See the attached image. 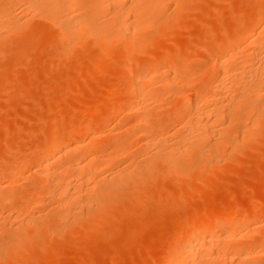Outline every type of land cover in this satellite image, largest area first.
I'll return each mask as SVG.
<instances>
[{
  "label": "bare ground",
  "instance_id": "bare-ground-1",
  "mask_svg": "<svg viewBox=\"0 0 264 264\" xmlns=\"http://www.w3.org/2000/svg\"><path fill=\"white\" fill-rule=\"evenodd\" d=\"M185 1L186 0H0V52H2V50L7 52L6 50L9 51L11 49L8 48V43L12 45L15 41H20L19 43L21 44H31V42L34 41V37L37 41L40 35H50V38H52L51 41H53L52 45L54 46L51 48L53 50L54 55L52 56H54V59L51 60H55L54 63H62L63 61V63H66L65 61L69 59H77L78 61H83V64H86V66H84L86 69L83 70V68L80 70V72H82L81 75L76 74L73 79V76L70 77L71 81L68 79L70 81V87H67L69 85L64 82V84L67 85V89H70L71 86L73 90L75 87L77 88V80H80L79 84H81L82 81L85 83L93 76L97 75L96 77H98L100 74V77L101 73L105 72L107 69L106 66L109 67L107 63L109 60L107 61L105 59H108L107 57L109 56H113L115 59V56H117L116 64H111L115 67L109 68L114 72L109 74L115 73L117 76L124 74V77L128 74L129 79L122 84L124 85L121 87L122 89L117 90L120 92L111 98L105 94L107 91L103 93L97 90L96 84L100 83L99 81L102 78H100L98 82L94 81L96 84L93 85L96 87L95 90H97L98 94L96 97L94 95L95 98L92 97L94 99L90 100L92 103L84 104L85 112L81 110L82 117L86 112L89 114L101 111H103V114H105L104 116L108 118L109 115L111 116L112 114L115 115L119 113L132 116L129 118L132 122L128 119L130 122L126 120L124 123L129 124L126 126L121 124L123 126L122 131L124 134L129 135L130 133V136L133 132H135L137 136L139 135L144 142V145L142 144L144 147H142L143 149L141 151L143 155H145V158L143 160L141 159L142 161L129 160L127 164L125 163L126 165L122 167L116 166L117 168L114 169V165H111L115 162L114 160L117 157H124L123 155L128 156L127 154H132V152L128 150L132 145L128 148L125 143L129 138L131 139V137L128 136V139L122 137L117 140V135L115 141H112V139V142H109L108 145L109 150L111 149L110 153L112 154L107 153L108 155H106L105 152H103L106 145L101 143V140L104 139L107 134L105 133V129H103L105 127L99 126L105 120L101 121L100 119L101 123L97 122V125H92V128L89 129V139L84 142L85 140L82 139V136L81 138L80 136L78 137L80 139H76V135L86 131V127L83 124L85 121L80 120V118L83 119L81 115L79 120L76 118L80 110L68 109L70 107L69 105V107L63 108V110L67 109L64 111L65 114H62V117L66 116L61 119L60 115L61 120H56L55 123H52L55 126H50L51 130L48 131L50 133L45 137L42 143H40L41 145L37 149L32 150V153L29 154L33 156L35 155L33 152L35 153L36 151V157L34 156V158L37 165L32 173L39 178H45L47 180L46 182H48L46 183L48 185H45L46 188H48V190L46 189L48 192L42 190L46 192L47 195L44 192L41 193L42 191L37 190L38 187H36V192L35 190L31 191L30 194H32V196L29 198L38 200L37 203H40L39 201H42L41 203L46 201L47 205L51 203L52 206H46L48 208L45 210L42 208L44 212L42 211L43 214L41 215L38 214L40 215L39 217L37 213H33L32 215L35 214L37 217L34 215L35 217L32 216L27 219H20L25 215L22 216L17 213L21 212L23 207L25 208L29 204V198L27 195H25L27 197L25 198L23 193H15L17 191L15 187L17 188L18 185L16 181L10 182L13 180H9L11 177H15H13L12 174L16 172L17 174L19 173L14 167L17 165L13 166L11 164L9 167L0 169V264H7L10 259L15 260L18 249H20L22 245L26 246L27 242L34 244V247H32L33 244L31 247L35 249L32 250L33 255H35L36 252L34 253V251L38 250L36 247L48 246V249H50L51 246L45 244L47 239L48 243L49 240L51 242H56L54 238L59 237V239H57L60 240L62 236H66L68 233H80L79 238L84 235L88 236L89 233H93V231L99 230L100 227L109 223V220L112 221L115 217L121 218L117 215L118 213H126V211L129 212L132 209H141V205L145 204L142 199L147 197V195L141 196L143 189L147 188H144L146 184L148 186L150 182L152 183V179L154 178L155 180L156 176L157 178H167L169 175H174L175 180H177L175 181L171 178L173 179L172 185L168 187L165 186L164 188H162V185H158L155 189L149 185L151 193L146 192V190L142 194L144 195L146 192L149 196L153 195L152 199L154 200L155 198L157 203L155 207H160L155 208L153 206L154 209L152 208V210L158 213L159 209V212H161L162 206H164V204L168 205L169 199L171 201V198H175L173 199L174 201L177 197L181 199L180 197L185 196V194L190 195L189 193H194L193 191L197 190L203 183L205 184L208 177H210V175L213 176V171L220 168L218 161L222 154L225 153L226 147H230L229 149L231 150L239 151L240 149L238 148H240L241 143L247 141L250 136L253 137L252 134H254L257 127L264 123V121L261 123V121L264 120V0H256L253 13H248V15L252 14L250 15L253 18V21L250 19V22H253L252 24L250 23L251 25L242 29H228L229 31H225L221 36L219 35L220 38L217 39L216 42L213 41L215 44L212 47L218 51V54L216 53V57L213 59L214 64L211 66V69H209L210 71H208V73L204 72L207 73L204 74V76L207 75L210 78V82H205L206 85L202 84L204 86L197 87L198 85L193 84L194 78L191 84L193 89L189 87L191 90H187V92L181 88L186 85L190 86L188 80L189 76H187L188 70L185 69L188 64L184 66L182 63H179L178 60H180V58L175 60V55L171 58V56L167 54H172L175 49L168 52L167 50L170 48H166L167 50L164 49V52L155 55L152 59L141 57L147 52L148 47L152 48L150 45L158 38L156 36L160 34L163 27L165 28L164 24L168 22L167 17L174 16L176 12L181 11ZM236 1L240 2L239 0ZM252 4L253 2L251 5ZM239 5H241V3ZM239 5L238 7H240ZM251 5L250 7L252 8ZM171 7L172 12H169ZM246 7L249 6L247 5ZM179 16L181 15L179 14ZM215 30L216 29L213 31ZM199 32L200 31H198V33ZM36 36H39V38L37 39ZM32 39L33 41H31ZM14 45L15 44H13V46ZM183 48L185 50L186 47ZM18 49H20V47H18ZM26 50L25 53L29 51L27 48ZM189 51L188 54L191 52ZM85 52H89V54L85 55ZM2 54H4V52L0 55L3 56ZM29 54L31 55L30 52ZM20 58L17 62H21ZM10 63L13 64V62ZM10 63H8V65H10ZM46 68L45 66V70ZM109 69L106 71L109 72ZM65 73L67 74V71ZM191 73L193 72H190V74ZM2 74H4V71ZM18 77L20 78V76ZM122 80L125 79L122 78ZM101 81L104 83L103 80ZM111 82L113 81L111 80ZM26 83L24 85H27ZM102 83L100 84L102 85ZM109 84L106 83L102 86ZM115 85L117 84H114V82L113 84L111 83L109 89L114 88ZM45 88L47 89V87ZM62 88L64 87L62 86ZM43 89L39 90L44 92ZM72 89L70 90L71 92ZM80 89H82V87ZM60 90L61 89H59V91ZM88 90L85 92L88 93ZM35 92L37 94L38 91ZM66 92L69 93V91L61 93L66 95L65 98L67 95V98H69L70 95ZM27 94V92L24 93V95ZM24 95L23 97H29L30 94L27 96ZM88 96L91 95L89 94ZM166 96L174 101L172 103L178 108V113L175 117L170 116L172 119L169 118V120H167V117L165 123L161 122L163 117L161 120L158 118V123V120H156L157 122L155 121V112L157 109L166 106L163 105L165 101L163 99H166ZM71 97L73 98V96ZM162 100L163 102L159 105L158 102ZM42 101L43 100L40 102ZM165 102H167L166 104L168 106L171 105V103L168 104V101ZM14 103L13 101L12 104ZM19 104L21 105V103ZM42 104H44V102ZM64 104L66 105V103ZM80 105L81 104H79V106ZM167 109L169 110V107H167ZM75 111L77 115L73 118ZM97 114L99 115V113ZM159 114H157V116ZM4 118H6V116H4ZM2 119L0 118L1 121H4ZM9 119H11V117H9ZM37 121L38 120H36V122ZM40 121L41 120H39V122ZM11 126L9 128H11ZM63 126L65 127L61 128ZM173 127H175V131H173V129H170L173 132L167 130ZM4 132L5 131H3V133ZM86 132H84V134ZM166 132L171 134H166ZM164 134H166L165 137L169 135L170 137L168 136L167 138H173V140H167V138H164ZM5 138L4 141L8 139ZM107 142L108 141H106V143ZM100 144L103 145V147ZM2 146L4 150V145ZM105 150L106 149H104V151ZM142 153L139 155H142ZM134 155L135 154H133V156ZM139 155L137 154L134 157ZM104 156H107V158H105L106 160ZM226 156L229 155L226 154ZM15 160H18L15 162L17 163L22 159H19L17 156ZM125 162H127V160ZM26 163L28 164L30 162ZM223 172L221 174H224ZM16 178L18 179V176ZM171 179L169 178L168 182L171 181ZM18 184H20V182ZM13 188L16 191L12 190ZM189 189H191L192 192ZM10 190H12V192H10ZM22 190L20 191L22 192ZM207 190L209 191L210 189ZM27 194H29V192ZM44 194L47 197H45ZM172 202L170 203L172 204ZM230 202H224V205L226 203L225 206H219V209L215 211L212 210L213 212L206 215L203 214L204 217L201 219L198 218L199 220H193L196 218L193 216L189 217L192 218L190 220L189 218L188 220L185 219L187 223H183L181 227L179 226L176 231L166 238L163 248H160L161 250L151 258L153 262H151L152 260H148L141 264H250L251 262L248 263L249 259V261H251V258L259 256L264 252V238L260 242L257 240L259 242H257L258 244L250 242V238L253 234H255L258 229L264 227L262 225L261 228L260 225L250 226L252 224H250L249 221L257 214L258 211L256 212L255 209L258 207H254L253 205V208H249L251 212L248 210L250 213L247 215V218L243 217L246 215L244 208H240L242 209V213H245L241 216L243 219H238V221L233 223L235 212L232 206L233 201ZM260 203L261 202H259V204ZM166 208L167 206L165 205L164 209ZM181 208L180 210H182ZM32 209L31 211L34 212ZM42 209L40 207V213ZM26 211H28V209H26ZM117 221L115 218V220L112 221V225L117 223ZM139 226H141V223ZM79 230L81 231L79 232ZM71 237L74 238L75 235ZM246 240H249V242L244 243L247 242ZM235 241L238 242V245L234 244V246H229L231 242L234 243ZM45 247L43 249H45ZM25 249L29 251L27 248ZM37 253L39 252L37 251ZM16 261H18V259ZM47 261L49 262V260ZM263 263L264 261L262 264Z\"/></svg>",
  "mask_w": 264,
  "mask_h": 264
},
{
  "label": "rangeland",
  "instance_id": "rangeland-1",
  "mask_svg": "<svg viewBox=\"0 0 264 264\" xmlns=\"http://www.w3.org/2000/svg\"><path fill=\"white\" fill-rule=\"evenodd\" d=\"M239 1L240 2H238L236 0H186L184 3V7L181 11L176 12L174 16L167 17L168 22L164 24L165 28L163 27L160 34H158L156 36L158 38H156L154 43L152 45H150L152 48L148 47L147 52L145 54H143L141 57L145 58V59H150V58L152 59L155 55H157L161 52H164V49H166V48L171 49V50L166 49L168 52L173 51L175 49L172 52V54L171 53H167V54H169V56H171V58H173L172 56L175 55L174 56V58H176L175 60H178L180 58V60H178V61H179V63H182L184 66H187V64H188L187 68L185 67V69L188 70L187 76H189L188 80L190 82V86L186 85V86H183L181 88L183 90H186V91L191 90L190 88H192L191 84H192V81L194 80V78H195V80L193 81L194 82L193 84L198 85L197 87H199V86L201 87V86L206 85L205 82L206 83L210 82L209 81L210 78L207 75L204 76V74H207L208 71H210L209 69H211V66L214 64L213 59H215L216 53L218 54V51L212 47L215 44V43H213V41L216 42V40L219 39L221 34H223L225 31H229L231 29L246 28V26H249L253 23V22L252 23L250 22V19H252L251 21H253L252 16H250L252 14L248 15V13H253V9L255 7V1L256 0H242V1L239 0ZM242 2L244 3V6H243ZM252 2L254 5L253 4L251 5ZM238 3L239 4L241 3V5H239ZM246 4L249 7H246L247 6ZM238 5L240 7H238ZM250 5L252 6V8L250 7ZM238 9H240V10H238ZM169 12H172V7L169 10ZM179 14L181 16H179ZM170 22L172 23V25ZM198 25H199V27H198ZM214 29H216V30L213 31ZM184 30H186V31H184ZM198 31H200V32L198 33ZM179 35H181V36H179ZM36 37H37V39L39 38V36H36ZM50 37H51L50 35H47V36L40 35V38L37 41L34 37L33 38L34 41L32 39L31 41H33V42H31V44L30 43H27V44L22 43L21 44V43H19L20 41H18V42L15 41L17 43L14 42L13 44H15V45L13 46V44L11 45L10 43H8V45H9V46L7 45L8 48L12 49L13 47H16L17 49L13 48L12 49L13 52L11 51V49L9 50L10 52L8 50H6L7 52H5V50L4 51L2 50V52H0V54L4 52V54H2V55L5 56V57H3L0 55V57H1L0 62L2 61L0 63V69H1L0 70V89H1L0 90V94H1L0 95V100H1L0 101V110H1L0 111V118L1 119L3 118L2 120H4V121L0 120V124H3L0 126L4 127V128L0 127V169L9 167V165H11V164L13 166L17 165L14 167H15L16 171L19 172L18 174H17V172L15 173L18 176V179L16 178L17 176L15 174H12L13 177L14 176L15 177L14 178L11 177L9 180H11V179L13 180L10 182L16 181L18 187L17 188L15 187V189L17 191L14 188L12 190H15L16 192L15 191L14 192L17 194L23 193L24 194L23 196L25 198H27V197L29 198L30 196H32V194H30V193H31V191L35 190L36 187H38L37 190H41V191L42 190L45 191L46 189L48 190V188H46V186H45V185H48V184H46V183H48V182H46L47 180L45 178H39V177L35 176L34 173H32L36 169V165H37L36 160L34 158V156L36 155V151H35V153L33 152V154H35L33 156H30L29 154L32 153V150L37 149L41 145L40 143H42V141L45 139V137L50 133V132H48L51 130L50 126L51 125L55 126L52 123H55L56 120H61L62 118H64L66 116L65 115L62 117V114L64 115L65 114L64 111L67 109L66 108L63 110V108L70 106L68 109L71 108L72 110H74V109L77 111L80 110L79 115H77V113L75 111V114L73 116V118H74L77 115L76 118L79 120L80 115L82 117L81 110L84 111V108H85L84 104L86 105V104L92 103V101H90V100H94L92 98V97H94V95H95V97L97 96V94H98L97 90H99L103 93H105V91H107L105 94L111 98L120 92L117 90L122 89L121 87L124 86L122 84H124L125 81H127V79H129L128 74L126 77H124V74H121L119 76H117V74L115 75V73L109 74L111 72H114V71H111V69H109L110 67H115V66H112V65L116 64L117 56L114 55L115 59L113 56H109V57H107L108 59H105L107 61L109 60V62L106 61L109 64L108 65L109 67L106 66V68H107L106 70L109 69V72L105 70V72L101 73L100 77H99L100 74L98 75L99 78L96 77L97 75L93 76V77L89 78V80L87 82L84 81L85 83H83V81L81 80L82 83L79 84L80 80H77L78 84L76 83V85L79 86V87L77 86L78 89L75 87L73 90L72 86L70 89L69 88L67 89V87H70V85H69V82L71 81L70 77L73 76L72 77V79H73V78H75L76 74L81 75L82 72H80V70H82L84 68V66H86V64H83L82 63L83 61H78L77 59H69V60L65 61L66 63H63L64 61L63 62L61 61L63 64L60 62L54 63L55 60H53V61L51 60V59H54V56H52V55H54L53 50L51 49L54 46L52 45L53 41H51L52 38H50ZM245 43H247V42H245ZM18 44H20V45H18ZM180 44L182 47L180 46ZM242 45H245V44H242ZM10 46H12V47H10ZM18 47H20V49H18ZM183 47H186L185 50ZM5 48H7V47H5ZM26 48L29 50L27 53H25L27 51ZM21 49H23V50H21ZM46 49L49 50L50 52L47 51ZM179 50H180V52H179ZM188 51L190 52L189 54H188ZM20 52H21V54H23V53L24 54L21 55ZM29 52L31 53V55L29 54ZM178 53H180V54H178ZM26 54H29V55H26ZM88 54H89V52H85V55H88ZM19 55H21V56H19ZM22 56H23V58H22ZM36 57H37V59H36ZM47 57H49V58H47ZM19 58H20L21 62H19V61L17 62V60ZM21 59H23V60H21ZM33 59L36 61H34ZM45 59H47V60H45ZM10 62H13V64ZM35 62H36V64H35ZM49 62H50V64H49ZM71 62H73V63H71ZM8 63H10V65H8ZM17 63H19V64H17ZM45 66L47 67L46 70H45ZM73 66H75V67H73ZM57 68H59V69H57ZM78 68H79V70H78ZM85 69H86V67L83 70H85ZM65 70L67 71V74L65 73L66 72ZM3 71H4V74H2ZM115 72H117V71H115ZM190 72H193V73H191L192 75L190 74ZM204 72H207V73H204ZM40 73H42V74H40ZM108 75H109V77H108ZM18 76H20V78ZM114 76H117V77H114ZM191 76H193V77H191ZM100 78H102L101 80H103L104 83H102L101 80L99 81ZM110 78H112V79H110ZM122 78H124L125 80H122ZM64 79L65 80L69 79L70 81L69 80L65 81ZM111 80L114 82V84L116 83L117 85H115L114 88H112V89L110 88L111 89L110 90L109 85L111 83L113 84V82H111ZM44 81H46V82H44ZM94 81H96V82L99 81L100 83H102V85L106 84V83L107 84L110 83V84L102 86L100 83H97L98 84L97 85L96 82L94 83ZM26 82H28V83H26ZM47 82H48V85H47ZM64 82L69 86L64 84ZM25 83L27 85H24ZM93 84L94 85L96 84L97 90H95L96 87ZM202 84H204V85H202ZM86 85H87V87H86ZM99 85H101V86H99ZM62 86L64 88H62ZM45 87H47V89ZM81 87H82V89H80ZM90 87H91V89H90ZM9 88H11V89H9ZM194 88H196V87H194ZM15 89H17V90H15ZM39 89L40 90L43 89L44 92L40 91ZM59 89H61V90L59 91ZM71 89H72V92L70 91ZM83 89H85V90H83ZM86 90H88L87 91L88 93L85 92ZM35 91H38L37 94H39V95H37ZM64 91H69V93L66 92L67 94L70 95L69 98H67L68 95L65 98L66 95L64 93H61ZM25 92L28 93L27 95L30 94L29 97H23ZM56 92H58V93H56ZM41 93H43V94H41ZM45 94H47V95H45ZM73 94H77V95H73ZM89 94L91 96H88ZM27 95H24V96H27ZM40 95H42V96H40ZM71 96H73V98ZM22 97H23V99H22ZM55 98L56 99L58 98V99L56 100ZM165 98L166 99H163V100L168 101L169 102L168 104L171 103V105L168 106L166 104L167 102H165V101L163 102V100L158 102L159 105L162 102H163V105H166V106H164V108L162 106H160L162 108L157 109V111L155 112V121L158 120V123H159L158 118H160V120H161V118L163 117L161 122L165 123L167 117H168L167 120H169V118L172 119L171 117H175L178 113V108L173 105L174 103H172L174 101L167 96ZM40 99L43 101L40 102L41 101ZM63 99H64V102H63ZM168 99H170V100H168ZM13 101L15 102L14 104H16V105L12 104ZM43 102H44V104H42ZM19 103H21V105ZM64 103H66L67 106ZM79 104H81V105L79 106ZM6 105H8V106H6ZM42 105H44V106H42ZM170 106H171V108H170ZM167 107H169V110L167 109ZM48 108H50V109H48ZM52 109H55L56 111L52 110ZM161 110H162V112H161ZM11 113H12V115H11ZM73 113H74V111H73ZM95 113L96 112L89 113V114H92V115H89L86 112V114H84V116L82 117L83 119L80 118V120L85 121V123H87V124H85V123H83V124L86 127L85 130L87 132L88 131L89 132L87 133L86 131H84V132H86L85 134L83 132V133L76 135V139L79 136H80V138L82 136V139L85 140L84 142L88 141V139H89L88 137L90 136V130L89 129L92 128V125H95V124L97 125V122L101 123L102 120L103 121L105 120L99 126L100 127L104 126L105 128H103V129H105V133L107 134V136L101 140V143L106 145V147L104 146L105 147L104 149H106V150L108 149L107 151L106 150L104 151V149H103V152H105L106 155L112 154V153H110L111 149L109 150L108 145H109V142L115 141L117 135H118L117 140L121 139L122 137L127 138V139L129 137H131V139L130 138L128 140L126 139L127 142H125V143H126L128 148L132 145L128 149L129 151L132 152V154H130V155L127 154L128 156L123 155L125 158L122 156L117 157L114 160L115 162L111 165V166L114 165L113 166L114 169L117 167H122L123 165H126L129 160H132V161L137 160L139 162L145 158V155H143V153L141 151L143 149L142 147H144V146H142V144L144 145V142L141 140L139 135L137 136V134L135 132H133V133H131L132 135L130 136V133L128 135V134H124L122 131V127H123L122 125L126 126L127 124H129V123L126 124L124 122H126V120L127 121L131 120L129 118H131L132 116H127L124 113H122V114L119 113V114H115V115L112 114L113 116L109 115V118H108V117L104 116L105 114H103V111L97 112V113H99V115L97 113L96 114ZM159 113H162V114H159ZM87 114L89 117L87 116ZM100 114H103V115H100ZM157 114H159V115L157 116ZM60 115H61V119H60ZM4 116H6V118H4ZM34 116H35V118H34ZM9 117H11V119H9ZM19 117L22 119H20ZM100 119H101V121H100ZM36 120H38V121L36 122ZM39 120H41V121L39 122ZM31 121H33V122H31ZM263 121L264 120H262L261 123ZM131 122H132V120H131ZM5 123H7V124H5ZM49 123H50V125H49ZM13 125H15V126H13ZM10 126H11V128H9ZM259 126L256 129L258 131L255 130L254 134H252L253 137L250 136V138L247 141H245L244 143H241L240 148H238V149H240L239 150L240 152L238 150H236V151L231 150V149H229L230 147H226V149L224 151L225 153L222 154V156L219 158L220 160L218 161V165L220 168L219 169L217 168L218 170L215 169L212 173V175L214 177L210 175V177H208V179L206 180L205 184L203 183L200 187L198 186L199 188L197 190L193 191L194 193L191 194L188 192L190 195L185 194V196L180 197L181 199H178L179 197H177L175 201L173 200L175 198H171L172 201L175 203H173L169 199V203L172 202V204L170 203V205H169L168 202H167L168 205L164 204V206H162L163 208H161V212H159V209H158V213L155 210L154 211L152 210V208L154 209L155 205L157 206V203H156L155 198H154V200L152 199L153 195L149 196L148 193H151L149 188L151 186L152 188L155 189L158 185H162V188H164L165 186L168 187L169 185H172L173 179L175 180L174 175H169V176H167V178L166 177L165 178L164 177L163 178L162 177L157 178V176H156L155 180H154V178L152 179V183L148 182L150 186L148 185L149 186L148 187L146 184V186L144 188H146V187L147 188L143 189V192L147 190L146 192H148V193L145 192L144 195H142L143 192L141 193V196L147 195V197H145V198L141 197V198H143L142 199L143 203H145V204L142 203L143 205H141L142 210L137 209L138 210L137 211L136 209H132L129 212L126 211V213L125 212L118 213L117 215L120 216L121 218L115 217L116 221L117 220H119V221H117V223H114V225H112V221L115 220V218L112 221L109 220L108 221L109 223H106L105 225L100 227L99 230L97 229V230L93 231V233L92 232L89 233L88 236L84 235L83 237L79 238L80 233H74V234L68 233V234H66V236L65 235L62 236L61 237L62 239H60V240H58L59 237H57L58 239L54 238L56 240V242L54 240H52L54 242H51L49 240V243H48L47 242L48 239H47L45 244H47V245L49 244V246H51L50 249H48L49 248L48 246L47 247L42 246V247H38V248L36 247V249H38V250L34 251V253L35 252L37 253V251L39 253H37V254L35 253V255H33V253H32V250H35L32 248V247H34V244L27 242L26 246L22 245L20 247V249H18V254L15 256L16 259L15 260H13V259L8 260L9 262H7V264H9V263L10 264H22V263L23 264H34V263L35 264H66V262H67V264H87V263H89V264H93V263L94 264H141V263H144L148 260H152L151 262H153V259H151V258L156 253H158L159 250H161L163 248V245L165 244V240L170 234H172L174 231H176V229L179 228V226L181 227L183 225V223H185V224L187 223V221L185 219L188 220L189 217L193 216V217H196L193 220H196V219L199 220V219L203 218L204 215L211 213V212L219 209L220 207L225 206L226 203L224 205V202H230V201H233L232 206H233V211L235 212L234 213L235 216L233 217V223L235 221H238V219L239 220L243 219V217L247 218L248 217L247 215H249V213L251 212V209H249V208H253V205H254V207L255 206L258 207L255 209L256 212L257 211L258 212L256 214L257 216L255 215V217L253 219L251 218V220L249 221L250 224H252L250 226L260 225V228H261V225L264 226V220H263L264 219V127H263L264 123L260 124ZM14 127H15V129H14ZM64 127L65 126H63L61 128H64ZM118 128H119V130H118ZM174 128L175 127L169 128L167 130L173 129V131H175ZM3 131H5L4 133H6V132L7 133L4 134ZM15 131H17V132H15ZM24 131H26V132H24ZM173 131L170 130V132H173ZM167 133L171 134L169 132H166V134ZM7 134L9 137L7 136ZM166 134H164V138H167L169 136V135H167V137H165ZM1 136H2V138H1ZM5 137L8 139L4 141ZM80 138H78V139H80ZM169 139H171V138H169ZM169 139L167 138V140H169ZM255 139H257V140H255ZM172 140H173V138L170 141H172ZM102 141H104L105 143ZM106 141H108V142L106 143ZM170 141H168V142H170ZM2 145H4V150H3ZM101 146L103 147V145H101ZM139 149H140L142 155H139V154H141ZM133 154H135L134 156H136L137 154L139 156L134 157ZM226 154H228L229 156H226ZM17 156L19 159H22V160L15 163L16 161H18V160H15ZM227 157H229V158H227ZM105 158H107V156H104V159ZM121 158H122V161H121ZM134 158H136V159H134ZM223 158H225V159H223ZM11 159H12V161H11ZM13 160H15V161H13ZM124 160L125 161L127 160V162H125ZM227 160H229V161H227ZM221 161H223V162H221ZM224 161H227V162H224ZM26 162H30V163L27 164ZM233 163H234V165H233ZM118 164H120L121 166ZM22 167H24V168H22ZM214 172H216V173H214ZM222 172L224 174H221ZM12 175H10V176H12ZM20 178H22V179H20ZM169 178L170 179L173 178V179H171L172 183H171V181L168 182ZM39 180H41V181H39ZM19 182H20V184H18ZM34 184H36V185H34ZM203 186H204V188H203ZM5 188H7V187H5ZM32 188H34V189H32ZM19 189L20 190L23 189L22 192ZM207 189H210V190L208 191ZM7 190H9V189L7 188ZM12 190H10V192H12ZM47 190H46V192H48ZM189 190H191V189H189ZM44 191H42L41 193H43ZM28 192H29V194H27ZM35 192H36V190H35ZM35 192H33V193H35ZM46 192H44V193L47 195ZM191 192H192V190H191ZM45 194H44V196H45ZM25 195H27V197ZM48 195H49V193H48ZM45 197H47V196H45ZM216 198H218V199H216ZM34 200L35 199H33V198H31V199L29 198V201H28L29 204L28 205L25 204V205H27L26 207H28V208L23 207L21 212L17 213L19 215H22V216L25 215L26 216V217L24 216L23 218H20V219L31 218L32 216L35 215V214L32 215L33 213H37V215L38 214L41 215L44 212L42 208H44V210H45L48 207L52 206L51 203L48 202V200H47V202L49 203V205H47L46 201L45 202L43 201V203H41L42 201H39L40 203H37L38 200H35V201ZM151 200H153V201H151ZM26 202H27V200H26ZM259 202H261V203L259 204ZM230 204H231V202H230ZM240 204H241V206H240ZM30 205H32V206H30ZM165 205L167 206L166 209H164ZM171 205H174V206H171ZM46 206H48V207H46ZM168 206H169V208H168ZM40 207L42 209L41 213H40ZM158 207H160V206H158ZM158 207H155V208H158ZM177 208H179V209H177ZM180 208L182 210H180ZM240 208H244V210H245L244 212L246 213V215H244L245 214L244 212L242 213V209H240ZM26 209H28V211H26ZM31 209L34 210V212L31 211ZM190 210H191V212H190ZM248 210L250 212H248ZM185 211H187V212H185ZM29 212H31V213H29ZM183 212H185V213H183ZM179 214H181V215H179ZM40 215H38V217ZM241 216H243V217L241 218ZM235 217H238V218H235ZM158 218L159 219L161 218L160 221ZM190 219H192V218H189V220ZM136 221H138L139 223ZM136 223H138V224H136ZM140 223H141V226H139ZM117 226H119V227H117ZM263 228L258 229V231L255 234H253L255 239L252 236L250 238L251 239L250 242L257 243L258 241L260 242L264 238V236H263L264 235V233H263L264 229ZM80 231L81 230H79V232ZM148 231H149V233H148ZM259 231H261V232H259ZM74 235H75V237H74ZM76 235H77V237H76ZM67 236H68V238H67ZM71 236H73L74 238H72ZM148 236L149 237L151 236V237L149 238ZM75 238H77V239H75ZM72 242H74V243H72ZM248 242H249V240L247 242H244V243H248ZM32 244H33V246L31 247ZM50 244H52V245H50ZM234 244L238 245V242L237 241H235L234 243L231 242L230 245L229 244L228 245L234 246ZM119 246H123V247H119ZM44 247H45V249H43ZM117 247H118V249H117ZM139 247H141V248H139ZM25 248H27L30 252L26 251ZM73 248H77V249H73ZM142 249L145 251H143ZM127 251H129V252H127ZM44 252H46V253H44ZM40 253H42V254H40ZM260 255L254 257V258H251V261H249L250 260L249 259L248 263L251 262L252 264H256V263L262 264V262L264 261V252ZM31 256H33V257H31ZM59 256H61V257H59ZM17 259H18V261H16ZM33 259H35V260H33ZM254 259H256L257 261ZM47 260H49V262ZM138 260H139V262H138ZM91 262H93V263H91Z\"/></svg>",
  "mask_w": 264,
  "mask_h": 264
}]
</instances>
